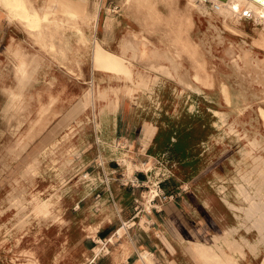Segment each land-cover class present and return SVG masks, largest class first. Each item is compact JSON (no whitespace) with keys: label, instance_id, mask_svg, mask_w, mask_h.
Listing matches in <instances>:
<instances>
[{"label":"crops","instance_id":"1","mask_svg":"<svg viewBox=\"0 0 264 264\" xmlns=\"http://www.w3.org/2000/svg\"><path fill=\"white\" fill-rule=\"evenodd\" d=\"M4 13L5 11L0 10L1 126L4 123L3 109L8 102L6 92L16 85L14 72L17 64L16 58L7 50L11 38L7 37L8 24ZM14 39L13 37L12 44L19 46L25 55L41 59L32 88L27 92L41 95L57 93L58 73L51 63H46L52 58L39 53L32 42ZM102 73L92 70L88 81L93 84L94 79H97V93L106 92L108 96L106 99L96 100L94 110L89 105L81 114L85 115L81 119V125L91 124V131L79 132L72 137L80 135V140L86 142L81 147H75L80 155V161L75 163L79 164L81 174H87L94 181L87 179L86 190L81 194L73 192L65 197L69 209L54 219L56 222L53 221L50 227L42 224V218L39 219L35 232L21 235L23 241L20 248L25 252L57 253L69 244L71 251L81 248L79 253L82 256L91 237L88 232H95V239L99 243L95 249L108 250L107 244L115 238L119 227L110 231L111 228L106 230L107 226L116 222L122 225L123 221L132 224L128 234H123L125 238H130V249L124 255L122 241L116 240L115 242H120L122 251L121 254H112L107 258L108 264H143L140 256L142 253L151 254L159 264H202L190 250L196 251L198 242L212 244L213 236L220 237L224 232H229L228 228H238L233 234L235 239L244 238L249 243H258L257 231H246L244 226H239L240 220H244L243 216L224 202L226 198L231 205L246 206L237 196L235 167L231 162L229 172V144H221L226 141L224 138L220 143L214 140L216 125L222 126L215 111L228 114L227 107L221 111L214 102L217 100L215 82L211 81L210 87H203L188 70V81L201 91L197 92L177 79L149 73L151 78L145 88L138 84L136 76L134 82L130 83L119 74ZM43 77H49V81L54 80L50 90H45L40 85ZM90 87L91 85L88 86ZM126 87L130 92H126ZM116 99L115 113L107 111V103ZM72 122L76 124L75 121ZM1 130L0 142L4 140ZM91 143L93 149L90 148ZM110 146H116V151L112 152ZM125 155L133 163H150L152 167L147 168L148 170H136L128 175L126 167L118 161V158ZM152 187L156 192L149 199L148 193ZM221 187L225 188L224 193L220 192ZM98 204L102 205L100 210L97 209ZM237 215L241 218H236ZM61 219L67 223L63 227L58 226L60 223L57 224ZM62 232H81L80 242L73 244L68 239L70 235ZM101 232L114 233L107 240L101 239ZM250 236L254 238L251 240ZM191 244L195 246L192 247ZM222 249L210 251L211 255L205 256V262L209 263L210 260L212 263V260L216 261V257L223 262ZM225 252L231 254L227 247ZM243 252V258L235 256L238 264H264V244H258L256 255L247 247L243 248ZM214 253L218 256H214ZM97 257L98 255L93 264L96 259L97 263L102 260ZM56 260L54 258V264ZM72 262L67 259L59 264H73Z\"/></svg>","mask_w":264,"mask_h":264},{"label":"rangeland","instance_id":"2","mask_svg":"<svg viewBox=\"0 0 264 264\" xmlns=\"http://www.w3.org/2000/svg\"><path fill=\"white\" fill-rule=\"evenodd\" d=\"M45 1L46 0H31L32 4L38 10ZM89 1L90 3L92 1L91 4L89 3L90 5L96 1L102 2L99 12L98 30L94 33L89 23L86 26L83 25L82 32L86 36V42L74 36L72 30L69 29L64 31V36L55 37L53 40L57 50L60 48L64 49L66 59H59L55 54L47 50L48 48L42 47L41 43L35 40L18 21L14 20L12 23L9 22L7 19V9L0 5V10L5 11L4 16H6L8 24L7 37L11 38V44H9L7 50L10 51L17 60L14 72L16 85L14 88H9L6 92L8 102L3 109L2 122L4 123L2 126L0 125V129H2L1 134L4 136V140L0 142V147H2V151H0V153L2 152L0 156V170H2L0 171V264H28L33 258L36 259L38 264H54V258L57 259L55 264L62 263L67 259L72 260L73 264H93V260L97 255V258H102V260L97 263L96 259L94 264H108L107 258L112 254H121L122 249H120L119 246L120 242H115L116 240L114 239L108 242L107 248L109 251L107 253H104V251L101 253L99 251L100 249H95L96 246L99 245L98 241L95 239L97 238L95 237V232H88L91 237L89 243H86L88 248L86 251L84 250L82 256L79 253L81 248H74V251H71L69 244L63 246L57 253L50 251L36 253L25 252L20 248V244H22L23 241L21 235L35 232L39 224V219L43 218L41 221L42 224H47V226L50 227V224H53L52 222L55 221L57 217L69 209L65 197L69 196V194L71 195L73 192L81 194L82 191L86 190L85 186L88 184L87 179L89 180V178H81L82 174L79 170V164L75 163L77 160L78 162L80 161V155L75 154L79 153V151L75 147H81L86 142L80 140V135H77L75 138L72 137L79 132L81 134L82 132L91 131L92 125L83 124L80 126L67 120V123H69L68 125L63 126L61 129H58V126L61 125L63 119H65L63 118L64 114L87 91L93 89L97 94L99 90V88H97L98 80L94 79L95 82L93 84L88 81V77L92 70L95 72L100 71V74H103L102 72L113 73L112 71L102 70L93 66V50L96 45H99L106 51L116 53L118 51L119 40L123 36L130 40L133 39L132 41L134 42L136 40V42H138L142 37H145L151 42V45L149 44L150 46H155L162 51L170 50L175 56L177 55L176 58L182 63V67L180 66L177 70L163 71L161 73L160 71H151L148 70V68L145 69L133 63V69H135V71L137 69H145V71L132 75V83L136 76L138 84L143 85L145 88H147L151 78L149 73H156L177 79L179 82L197 92V86L195 87L188 81V70L194 75H199L198 82L203 87H210L212 84L211 81H214L217 86L214 89L216 92L215 98L217 100L213 99L214 102H216L221 111L228 108L224 127L223 125L219 128L217 127V134L214 140L215 142L218 140L220 143L224 138L226 141L221 144L223 146L229 144V172L231 171L230 160L237 161L242 159L240 151L246 146L245 144H247L245 133L247 138L257 136L258 139L261 138L264 140L262 117L260 111H258L257 101L252 97L250 91L244 92L246 97L244 100L240 101L238 108L229 107V61L224 56V50L229 44V41L239 44L244 40L251 45L254 39H258L259 35L254 30V26L251 23H247L243 28H240L243 33L237 32L232 34L222 26L220 18H217L211 11H209L210 14H202L192 9H186L187 4L185 0H148L147 3L141 1L139 6L132 2L133 5L131 8L126 6V0ZM155 11H157L158 15L162 16L161 20L156 18ZM87 13L92 14V8H89ZM107 18L111 19V23L109 27L104 30V23ZM209 21L218 27L220 33H222L224 37L223 43H219L217 40L215 29L209 27ZM179 23L181 27L180 38L175 40L173 33L177 31V25ZM135 34L138 38L134 36ZM13 37L15 39L20 38L21 40L32 42V44H35L36 50L39 53L47 54L52 58V60L46 61V63H51L52 67H54L58 73V82H56L57 93L41 95L39 93L27 92L28 89L32 88L31 85L34 80L24 89V85L20 82L21 71L19 68H24L25 65H27V67L33 66L35 67V72H37L39 67L37 64L40 61H38V57H29L25 55L19 46H14L12 44ZM70 42H72V45ZM47 44H49V42ZM255 51L259 53L260 56L263 55V52L260 50L255 49ZM70 76H73V79L70 78ZM206 78H208V80H206ZM49 79V77H43L41 79L40 85H42V88L45 90H50L51 86H53L54 82L49 81ZM91 80L92 77L90 78V81ZM154 80L156 79L154 78ZM90 85L91 87L88 88ZM223 85L225 86L224 89L222 88ZM235 90L237 92L240 91L241 86L235 85ZM19 94H24V96L21 95L18 97ZM57 112L59 113L56 114ZM57 116H59L58 119H55ZM236 116H238V129L241 135L239 136V139H241L239 141L234 135L227 134L229 120ZM80 117V119L83 120L85 115H81ZM45 121H47V123L44 125L43 123H45ZM41 123L43 127H41ZM56 127L58 131H56ZM34 129H38V132L36 133L35 131L33 134ZM53 132L54 134H52ZM51 143L53 146L46 150L44 156L40 155V159L34 167V172L32 174L28 173V176H22L21 172L22 168H24V161L28 159L31 160L33 153L36 154L38 152V147L41 145L49 146ZM90 148L93 149L92 143ZM18 159H20V161H18ZM243 168L242 166V169ZM85 176H87V174H85ZM71 186L75 187L71 188ZM52 193L61 194V196L55 200V195L53 198H50ZM15 196L21 197L18 202L15 200ZM63 197L64 201H62ZM240 200L244 202L242 199ZM261 202L262 200H259L260 204ZM227 206L229 207V205ZM238 207L243 208V206ZM101 208L102 205L98 204L97 209L100 210ZM68 212H70V210H68ZM54 214L56 215L54 216ZM243 218L245 223L240 220L239 226H245V229L249 227L250 230L246 229V231L256 229L252 226L253 223L250 218V221L246 216ZM58 223L61 224L58 225L59 227H63L67 224L63 219L59 220L57 224ZM115 227L120 228L122 225L116 222L111 226H107L106 230L111 228L110 231H114ZM232 230L233 229L229 230V232L231 231L229 233L231 242L227 245H219V249H224L222 264L226 262L224 257L228 256V253L225 252L226 247L231 252L229 256H232L235 253L238 254V250L240 249L243 251L244 247L251 248L250 244L255 245V247L258 246L257 244L259 243L263 242L262 244H264V232H259L257 229L255 230L259 236L257 239L258 243L255 242L253 244L249 243L247 240L245 243L243 241L245 240L244 238H240L241 241L240 239L236 241L231 234L236 233L238 228ZM62 233L70 235L68 239L71 240L73 244L80 242L81 232ZM113 233L114 232H101L99 234L101 239L108 240ZM253 238L254 236H250L251 240ZM63 239L66 241L64 237ZM123 239L124 237L120 241H123ZM232 241H234L235 244L232 243ZM209 251V249H204L202 252L197 251L202 264H212L204 260L206 253H209ZM221 253L222 252H219V254ZM218 264L221 263L218 262Z\"/></svg>","mask_w":264,"mask_h":264},{"label":"bare ground","instance_id":"3","mask_svg":"<svg viewBox=\"0 0 264 264\" xmlns=\"http://www.w3.org/2000/svg\"><path fill=\"white\" fill-rule=\"evenodd\" d=\"M141 1L145 3L148 2V0H133V1L126 0V6L128 8H131L133 3L135 5L138 4L139 6ZM185 1L187 4L186 9H192L202 14H207V13L210 14L209 11L214 13L217 18H220V22L222 26L225 29L229 30V32L232 34L237 32L243 33V31L240 28H243L244 25L247 23H251L254 26V30L258 33L259 36L258 39L253 40L251 45H249L244 40L239 44L229 41V44L226 46L224 50V56L229 61L228 64L229 65V107L238 108L240 101L244 100V98L246 97V94H244V92L250 91L252 97H254L255 100L257 101L258 109H259L258 111H260V115L262 117V121L264 125V0H185ZM89 3H90L89 0H46L38 10L32 4L31 0H0V5L4 6L7 9L8 21L12 23L14 20H16L19 23H21L26 29V31L31 36H33L35 40L41 43L42 47L48 48L47 50L51 51L59 59H66V54L63 48H60L58 50L55 48V45L53 43L55 37L64 36L63 35L64 31H66V29H69L72 30L74 36H76L81 41L86 42L87 39L84 33L82 32V26L83 25L86 26L89 23L92 26V30L94 33L98 30L97 28L99 26V12L101 10L102 2L96 1L92 5H90L92 1L90 4ZM89 8H92L93 11L92 14L87 13ZM154 13L158 20L162 19V16L158 15L157 11H155ZM110 23H111V19L107 18L104 23V30H106L109 27ZM209 25L210 28L215 29L216 38L219 41V43H223L224 37L222 36V33H220L218 27L213 25L212 22L210 21H209ZM180 33H181V27L179 23L177 25V31L173 33L175 40H178L180 38ZM134 36L138 38L136 34ZM132 40L123 36L119 40L118 51L116 53L106 51L103 48H101L99 45H96L93 50V66L102 70L112 71L113 73L119 74L123 76L125 81L131 83H132V79H131L132 75L141 73L142 71H145V69L147 68L148 70L160 71L161 73L163 71H170L175 69L177 70L178 68H180V66L182 67V63L179 62L178 59L176 58L177 55L175 56L170 50L162 51L155 46H150L151 42L145 37H142L141 40L138 42H136L137 41L136 39L135 42ZM48 42L49 44H47ZM255 49H258L261 52H263V55L260 56L259 53L255 51ZM38 61L40 62H38L37 66H40L41 59H39ZM133 63L140 65L145 69H141V70L137 69L135 71V69H133ZM19 69L21 71L20 82H22L25 89L26 86L30 85L32 80H35V74L37 72H35V67L33 66L27 67V65H25L24 68H19ZM198 76H199L198 74H195L194 78L196 81H199ZM206 80H208V78H206ZM53 81L54 80H52L51 82ZM235 85L236 86L240 85L241 90L237 92L235 90ZM224 87L225 86L223 85L222 88L224 89ZM129 90L130 89L126 87V92H129ZM199 91L200 90L198 89V92ZM114 93L116 94V91H114ZM21 95L24 96V94H19L18 97ZM107 96L108 94L106 92H98L96 94L93 91V89L86 92L64 114L63 118L65 119H63L61 125L58 126L59 127L58 129H61L63 126L68 125L69 123H67V120H69L70 122L75 121L77 125H81L82 120L80 119L81 118L80 116L86 110V108L90 105L94 110L95 101L98 99L101 100L106 99ZM116 107H117V99L114 101L113 100L109 101L105 108L107 111L115 113L114 110L115 109L117 110ZM103 112L104 111H101V113ZM58 113L59 112H57L56 114ZM215 115L216 117L218 116L219 120L222 122V125L224 127L227 114H225L224 112L215 111ZM229 118H230V112H229ZM46 123L47 121H45V123L43 124L45 125ZM216 126L219 128L221 125H216ZM41 127H43L42 123H41ZM238 128H239L238 116H236L231 120H229L227 134L234 135V137H237L239 141L241 140L239 139V136L241 135H240V130ZM58 129L56 131H58ZM35 131L37 133L38 129L37 130L34 129L33 134ZM52 134H54V132ZM245 138L247 144H245L246 146L240 151L242 159L237 161L235 160H230V161L235 167L234 183L237 188V192H236L237 196L240 199H242L244 203H246V206L245 208L244 207L239 208L238 206L231 205V203L226 198H224V202L226 205H229V208L240 213L243 217L246 216L248 217L247 219L250 218L251 222L253 223L252 226H254L257 229V231L264 232V210H261L264 209V140H262L261 138L258 139L257 136L253 138H247L246 133H245ZM51 146H53L52 143L49 144V146L41 145L40 147H38L39 148L38 152L36 154L33 153L32 159L31 160L28 159L24 161V168H22L21 175L28 176V173L32 174L34 172V167L37 165L40 159V155L44 156L46 150L50 149ZM115 147L116 146H110V150L112 152H115L116 151ZM75 154L79 155V153H75ZM100 158L102 161L103 160L102 156ZM118 161L126 167L128 175H131L136 170H146L147 168L150 167V163L147 164L146 163L144 164L142 162H140L139 164L133 163L129 158L126 157V155L121 158H118ZM242 166L245 168V169L243 168L244 170L242 169ZM81 178L82 179L89 178L90 181H94L93 178H91L88 175L85 176V174H82ZM224 191L225 188L221 187L220 192L224 193ZM155 192L156 189L152 187L151 192L148 193V198L152 199L154 197ZM54 195L56 196L55 200L59 196H61V194L52 193L50 198H53ZM15 197H16L15 200L17 202L21 198V197L19 198L18 196ZM259 200H262L261 204L259 203ZM236 218H241V216L237 215ZM131 226L132 224L130 222L123 221L122 227L116 231L115 238L113 237L117 241L118 240L120 241L124 237L123 241L121 242V247L123 248L124 255L128 254L131 243L129 240L130 238L128 236L127 238H125L123 234L127 235L128 229ZM228 229L231 230L230 228ZM232 229L234 230V228ZM246 229H249V227H246ZM230 232H224L218 238H214L215 236H213L212 241L214 242L213 243L211 242L212 244L198 242L197 245L199 246H196L197 247L196 251H193L192 249L190 251L202 263L197 251L202 252L204 251V249L206 250L209 249L212 252L213 249L218 250L219 245H227L229 242H231L230 239L231 236L229 234ZM243 241L245 243L247 242L246 239ZM232 243H234V241H232ZM193 246L195 245H192V247ZM250 246L251 248H249V250L254 255H256L257 246L255 247V245L252 244H250ZM210 247L211 248L216 247L218 249L216 248L211 249ZM240 250H238L239 251L238 254L235 253L232 256H229L228 254V256H225L224 260L226 262H224L223 264H238V259L235 258V256L237 255L241 258L244 257V252L242 251V249ZM99 251L101 253L102 251H104V253L108 252L107 249H103ZM210 251H209L210 254L205 252L206 256L211 255ZM140 256H141V260L143 261V264H157L152 258L151 254L142 253ZM214 256H218V255L215 254ZM216 258H217L216 261L214 260L216 264H218V262L222 264L221 262L222 260L220 261L219 257ZM214 261L212 260V264H215ZM28 264H38V263L35 260V258H33V260H31Z\"/></svg>","mask_w":264,"mask_h":264},{"label":"built area","instance_id":"4","mask_svg":"<svg viewBox=\"0 0 264 264\" xmlns=\"http://www.w3.org/2000/svg\"><path fill=\"white\" fill-rule=\"evenodd\" d=\"M165 197H163V199H164Z\"/></svg>","mask_w":264,"mask_h":264}]
</instances>
